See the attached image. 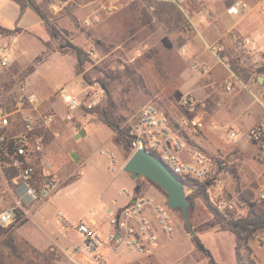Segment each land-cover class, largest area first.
<instances>
[{"label": "rangeland", "instance_id": "374dc122", "mask_svg": "<svg viewBox=\"0 0 264 264\" xmlns=\"http://www.w3.org/2000/svg\"><path fill=\"white\" fill-rule=\"evenodd\" d=\"M32 1L29 8L34 11L19 20L18 6L11 0H0L2 26L14 29L22 25L35 30L3 31L6 35L19 33V36L14 41L10 65L0 72V101L13 109L23 90L37 93L44 101L43 110L58 114L52 131L47 129L43 134L48 139L61 184L81 175L54 199L26 206L12 225L0 229V264H155L151 256L126 246L117 249L118 254L112 256L85 252L71 256L66 251H72V245L81 244L83 238L76 231L63 228L56 216L60 210L69 222L100 213L108 218L111 199L117 196L118 190L133 187V184L140 185L139 193L166 199L164 190L158 185L143 177L131 179L130 173L121 171L133 152L124 148L117 130L104 121L107 117L103 109L106 108L110 119L119 128L126 129L140 108L149 102L156 103L189 144L205 149L214 162L205 179L210 182L206 191L210 206L199 195L195 208L189 209L194 235L181 211L171 210L174 233L171 240L165 237L159 240L160 264H211L198 248L196 238L211 251L218 264H264V227L246 238L244 233L237 243L231 232L208 230L213 227L221 230L212 210L228 218H264V199L259 197L264 189V151L248 137H229L221 121L228 103L236 97H248L245 128H240V132L245 133L251 126L247 125L258 116L256 123L264 122V14L259 8L262 0L222 1L223 9L234 1H243L249 6L246 12L232 17L234 29L226 36L223 35L224 23L218 17L207 16L210 22L202 29L189 23L193 15L189 2L185 6L187 14H184L177 6L159 0ZM35 11L42 28L32 23L33 16H37ZM55 30L60 35L54 36ZM246 35L251 37V42ZM256 39L260 41L252 44ZM68 43L86 53L84 64L79 63ZM213 44L223 46L219 57L228 58L231 70L242 76L252 74L247 88L236 85L234 91L228 92L223 80L217 82L221 88L212 83V91L207 94H195L188 89L192 80L195 85L212 81L213 69L204 75L196 71L193 64L206 63L209 67L211 60L218 61L211 50ZM138 50L142 53L139 56ZM218 74L225 77L221 72ZM64 85L86 103L93 93H105L96 111L88 114V123L92 122L87 128L97 132L100 147L97 150L95 146L93 154L86 156L80 167L70 162L66 147L58 139L50 138L55 130L62 134L68 131L63 119L66 109L56 95ZM195 116L204 117V129H191L189 120ZM211 122L215 124L211 126ZM110 129L113 133L104 143ZM114 151L117 152L114 156L116 167L109 156V152ZM11 177V173L0 175V210L13 205L17 197ZM196 189L195 182L191 193ZM231 199L237 203L235 212L218 208L223 201ZM71 232L74 235H68ZM105 232L99 233L104 237ZM57 242L64 244L61 246Z\"/></svg>", "mask_w": 264, "mask_h": 264}, {"label": "built area", "instance_id": "2783aa9c", "mask_svg": "<svg viewBox=\"0 0 264 264\" xmlns=\"http://www.w3.org/2000/svg\"><path fill=\"white\" fill-rule=\"evenodd\" d=\"M177 6L187 14L189 0H159ZM264 14V0L259 3ZM249 9L247 3L238 1L230 5L227 13L241 15ZM89 24V21H86ZM189 23L191 19H189ZM12 34L6 35L0 30V72L10 65L12 54ZM211 50L225 65L227 57H219L223 46L213 44ZM182 51H186L182 48ZM138 56L142 53L138 50ZM193 68L201 74H208L210 68L203 63H194ZM228 92L235 90L231 77L226 81ZM66 112L63 119L74 126L88 123V109L95 108L103 101L104 91L95 92L89 102H83L68 86L56 91ZM44 101L33 91L23 90L16 98L15 108L10 109L0 101V175L11 173V182L17 197L13 205L0 210V226L12 225L19 210L26 206L48 201L60 187V178L49 152V143L43 131L52 128L58 121V114L43 110ZM193 131L204 129V117L195 116L189 120ZM214 125V122H211ZM228 135L237 138V131L230 128ZM131 151L145 149L158 157L166 167L183 181L186 193L195 188V181H204L214 165L212 156L201 147H194L176 129L171 119L153 102L142 106L130 124ZM247 137L264 151V124L257 123L249 127ZM191 184V186H189ZM120 194L128 198L121 208L109 210L108 229L104 237L85 221L69 222L57 211V221L66 230L76 231L82 238L81 244H73V250L66 252L89 253L99 256L102 246L117 250L123 246L142 254L155 250L159 245L160 234L171 240L174 233V220L166 199L150 193H139L124 189ZM264 199V189L259 193ZM219 209L235 212L237 203L234 199L223 201Z\"/></svg>", "mask_w": 264, "mask_h": 264}, {"label": "crops", "instance_id": "0c3cea01", "mask_svg": "<svg viewBox=\"0 0 264 264\" xmlns=\"http://www.w3.org/2000/svg\"><path fill=\"white\" fill-rule=\"evenodd\" d=\"M197 1L198 0H189L188 1L193 6V7H191L193 9L192 10L193 11V15H192L193 17L191 16V22L194 23L196 25V27L200 26L201 29H202L204 25L207 26V24H209V22H210V19L207 18V16L211 17V15H212L213 18L218 17L224 23V27L225 28H224V31H223V35L224 36L229 35L228 33L231 32L234 29L235 22H233L232 17L235 16V15L228 14L227 13V9L228 8L227 9H223V7L221 5V2L224 1V0H199L200 1V3H199L200 6L198 8L196 7ZM236 2H238V1H234V3H236ZM15 4L19 8V20H22L24 16H26L28 13H31V11H34L33 9L28 7V8H26V10H25V12L23 14H20L19 5L17 3H15ZM35 13H36V11H35ZM33 17L34 18L32 19V23H34L36 25V27L42 28L41 24H40V21H39L38 14H37V16L35 15ZM19 20H18V24L21 23V21H19ZM0 26L5 28V29H8V30H14L16 28H19L22 31L26 30V29L35 31L34 27H29V26L28 27H25V26L23 27L22 25H18L14 29L6 28V27L2 26L1 24H0ZM259 31L260 30H257V32H259ZM12 36H13L12 37L13 38L12 42H13V45H14V41L18 38L19 33H17V35H16V33H13ZM246 36H247L246 39L249 42H251V37H249V35H246ZM258 41H260V39H256L255 41L252 42V44H257ZM206 44H208V43L206 42ZM12 55L13 54H11V57H12ZM210 63H211V66H209L210 67V71H212V69H213L212 81H209V82L207 81L206 83L204 82L203 85H201V84L195 85L193 80L188 83L189 84L188 85V89L191 90V91L193 90L195 94H201V92L206 93V94L210 93L212 91V89L210 88V85L212 83H214L217 88L218 87L221 88L220 85H217V82L219 81V83H222L223 80H225V82H226L231 77L234 79L235 88H236V85H238L239 87H246V85L250 84L249 80H251V78H252L251 77L252 76L251 73H248L247 76H242V75L234 72L233 70H231L228 64L225 65L222 62L220 63L219 58H218V61L217 60H211ZM220 72L225 77H222L221 74H218ZM223 78H225V79H223ZM196 80H197V78L195 79V81ZM246 80L248 81V83L246 82ZM196 82H198V81H196ZM215 90L216 89H214L213 91L215 92ZM247 101H248V97L247 98H243V97L234 98L232 100V102L228 103V105H227L228 107L225 110V112L222 114V117H221V121L223 123H225L224 124L225 128L227 127L226 131L229 130L230 128L236 130L237 131V137L238 136L247 137V130L245 131V133H241L240 132L241 131L240 128H245V127H243L244 126L243 125V121L245 120L246 115H247L246 114L247 112L245 110V107L247 105L246 104ZM248 116H251V115H248ZM258 117L253 122L248 124L247 126H249V125L253 126L254 124H257L256 122H257V119H259ZM262 117L264 118V116H262ZM64 121L66 122V124L68 126L67 133L62 134L59 131H56V130L54 131V129H53V131H54L53 132V136H50V135L49 136H50L51 140L58 139V141L60 143H62V145L64 147H66L64 149H66V154L68 155V157L70 159V162H72V164L75 167H80V166H82L81 162L85 159V157L90 155V153L93 154L95 146H97L96 149L98 150V148L100 147L99 143H101V142L97 141V132L89 131L88 128H87L88 125H90L92 121L90 123H86V124H84L82 126H74V125L70 124L68 121H66V120H64ZM102 123H103V125L106 126V124L104 122H102ZM262 124H264V122H262ZM210 125L212 126V124H210ZM232 126L237 127V129H235ZM50 131H52V128H50ZM203 132H204V130H203ZM111 133H113V132L110 129V133H108L107 137L103 140L104 143L106 142L107 138H109L110 135H112ZM196 138H197L198 141H200L198 137H196ZM110 145H111V147H114V144L112 142L110 143ZM109 154H110L109 156L111 157V159H113L112 160V165L113 166L115 165V167H116L117 166V161H116V159H114V156L117 154V152L116 153H115V151H114V153H110L109 152ZM119 156L121 158L120 154H119ZM120 162H122V159L120 160ZM115 167H114V169H115ZM121 171L123 173H127V172L124 171L122 166H121ZM80 175L78 177H80ZM76 179H74L72 181H75ZM71 182H68V183H66L64 185H62L61 184L62 182H60L61 185L58 188V190L53 194L52 199H54L55 196L63 188H65L68 184H70ZM131 189L132 190L136 189L134 184H133V187L128 188V190H131ZM120 191L121 190H118L117 196L114 197L113 199H111V202L109 204L108 213H109L110 209L121 208L122 206H124L127 203L128 198L125 195L120 194ZM58 211H60V210H58ZM60 212H62V211H60ZM85 218L86 219H81V218L72 219L71 221L72 222L85 221L92 228L96 229L98 232H100L102 230H106L107 231V229H108L107 219L108 218H106L104 214H102V213H100V214H92V215H89L88 217H85ZM208 230L221 231L223 233L230 232V231H226V230H219V229H216L215 227H213L212 229H208ZM68 235H74V233L71 232ZM67 236H65V237H67ZM163 237H165V236L163 234H160V240H162ZM71 239H69V240H71ZM57 243H58V245H61V246H63V244H64V243H61V242L60 243L57 242ZM102 248H105L103 250L104 253L101 251ZM108 249H110V251ZM157 250H158V247L155 248V250H153L152 252L147 253L146 256H151V258L154 260L155 264H160V262L158 260V257H157ZM105 251H107V252H105ZM114 253L118 254V253H116V250H114L112 248H109L107 246H102L100 248V250H99V255H101V256L102 255L112 256V254H114ZM235 254H236V249H235ZM121 261H124V260L122 259Z\"/></svg>", "mask_w": 264, "mask_h": 264}, {"label": "trees", "instance_id": "16d2710c", "mask_svg": "<svg viewBox=\"0 0 264 264\" xmlns=\"http://www.w3.org/2000/svg\"><path fill=\"white\" fill-rule=\"evenodd\" d=\"M15 3H17L20 7V14H23L26 10V8H28L29 6L32 5V0H12ZM0 30L4 31V32H8L11 33L13 30H8L5 29L3 27L0 26ZM52 34L54 36L60 35L59 32H57L56 30L54 32H52ZM68 46L70 47V49L76 54V57L79 61L80 64H84L86 61V53L79 48L78 46L68 43ZM97 107L95 108H90L88 109L89 112L93 113L95 112L97 109ZM103 113L104 115L107 117L104 121L105 123L111 127L112 129H116L118 134H119V140L122 142L124 148L126 150H128L129 152L131 151V137H130V126L127 127L126 129L123 128H119L118 124L115 123L114 120L110 119V115L109 112L106 108L103 109ZM196 182V187L197 189L195 190V192L193 193H189L187 194V198L190 202V208H195L196 202L195 199L197 196L202 195L204 197V199L206 200V202L208 203V205L210 206V203L208 202V196H207V187L209 186L210 182L204 180L202 182ZM194 182V183H195ZM139 186V190H140V185ZM138 190V192H139ZM212 212L215 215V220H216V224L220 226L221 230H226V231H230L232 232L235 237H236V243L237 241H239L242 237V235L244 233H246V236H250L252 232H254L255 230L264 227V218L260 217H252V216H245V217H241V218H233L230 217L228 218L227 216H225L224 214L220 213L219 211L216 210H212ZM21 213V210L18 211V214ZM4 228V227H3ZM0 229H2V227L0 226ZM196 244L198 246V248L204 252V254L209 258V261L211 264H218L214 257L212 256V253L209 249H207L203 243L196 238L195 239Z\"/></svg>", "mask_w": 264, "mask_h": 264}, {"label": "water", "instance_id": "95a60500", "mask_svg": "<svg viewBox=\"0 0 264 264\" xmlns=\"http://www.w3.org/2000/svg\"><path fill=\"white\" fill-rule=\"evenodd\" d=\"M123 169L130 173L132 179L143 177L161 187L165 192L167 205L173 210L181 211L185 224L194 235L189 219L190 202L184 183L158 157L145 149H137L127 159ZM138 190L139 186H136L135 191Z\"/></svg>", "mask_w": 264, "mask_h": 264}]
</instances>
